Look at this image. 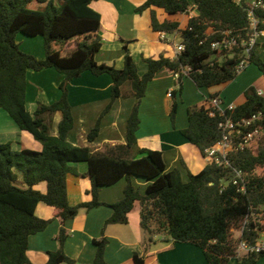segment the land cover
Wrapping results in <instances>:
<instances>
[{
	"label": "trees",
	"instance_id": "16d2710c",
	"mask_svg": "<svg viewBox=\"0 0 264 264\" xmlns=\"http://www.w3.org/2000/svg\"><path fill=\"white\" fill-rule=\"evenodd\" d=\"M31 1L0 0V108L42 145L36 151L15 150L9 142L0 143V264L29 263L30 237L44 231L52 220L35 215L36 206L41 202L55 209L61 224L57 236L59 249L48 252L45 264H74L63 252L68 236L65 223L77 215L80 207L103 205L98 197L100 189L122 179L127 182L124 196L109 205L112 214L105 224L127 223L129 212L139 205L146 245L158 237L174 243H190L202 250L208 264H228L232 258H237L238 264H255L263 257L264 250L240 254L239 248L242 242L254 247L264 236V224L259 222L264 217V138L254 151L243 149L230 153V166L210 162L183 181L178 169L167 171L160 151L138 148L136 131L140 122L139 101L145 95L147 84L161 70L179 74L180 84L187 76L197 88L233 81L239 74L241 61L246 66L255 65L264 77V59L256 53L259 44H254L247 53L243 45L253 33L250 11L257 21L256 30L264 32V0H255L262 3L257 7L249 0H146L136 8L137 12L155 7L169 15H178L194 8L198 14L180 29L178 21H159L156 12L151 10L153 30L180 33L184 49L174 59L146 58L148 70L142 76L138 75L126 45L122 69L95 61L102 45L98 33L101 16L90 6L96 0H59L57 4L55 0H41L44 5L40 8H32ZM18 34L42 37L44 59L23 52L16 41ZM230 38L236 42L230 49L212 48V43ZM186 67L189 71L184 74ZM45 68H54L64 75L59 84L61 95L51 104L38 103L30 113L26 106L27 71ZM84 72L111 77V98L105 112L122 95V86L129 84L137 101L127 119L125 145L94 152L67 140L74 126L68 86ZM178 90L181 91V85ZM244 97L245 101L225 116L237 121L260 114L257 125L264 130V95L249 86ZM209 110L203 105L188 107V126L181 130L203 155L206 148L222 138L219 123L224 117L218 113L210 116ZM57 112L61 119L57 135L53 136L51 128ZM175 112L176 103H173L172 120ZM98 133L96 125L87 134L88 141L92 142ZM137 154L143 156L136 158ZM72 162L88 164L86 175L91 180L92 195L91 201L74 206L68 202L66 187ZM235 170L240 171V177H236ZM17 172L22 176L21 182ZM134 177L148 181L144 193L134 186ZM41 182L46 184L45 193L33 188ZM95 244L92 264H107L106 239L101 238ZM134 261L143 264L136 254Z\"/></svg>",
	"mask_w": 264,
	"mask_h": 264
},
{
	"label": "crops",
	"instance_id": "0c3cea01",
	"mask_svg": "<svg viewBox=\"0 0 264 264\" xmlns=\"http://www.w3.org/2000/svg\"><path fill=\"white\" fill-rule=\"evenodd\" d=\"M145 1L96 0L90 4L101 16L98 33L102 45L95 55L98 64L122 69L126 45L136 64L138 75L142 76L148 70L146 58L164 56L174 59L178 55L176 46L182 40L180 33L154 31L151 26V10L156 12L159 21H178L180 29L186 27L190 17L198 14L197 10L191 8L187 13L169 15L162 9L153 7L137 12L136 8ZM249 1L252 4L255 0ZM25 38L21 34L16 37L20 49L38 59H44L42 37ZM256 43L259 44L256 53L264 59V32H259ZM256 68L247 65L239 72L237 79L210 91L219 96L225 105L235 106L245 101L244 91L249 86H254L264 95V77ZM63 78L64 75L54 68L28 70L27 110L33 113L38 103L51 104L58 100L61 95L59 84ZM180 85L181 91L178 90ZM111 86L112 79L108 74L95 76L90 72H84L69 83L68 101L74 126L68 133L67 140L72 145L89 147L94 152H105L126 144V123L137 99L131 94L129 84L125 83L122 86V95L116 98L105 112L110 103ZM210 91L207 88H197L187 76L182 78L180 84L171 71L161 70L147 84L145 95L138 104V148L160 151L167 171L178 169L183 181L188 180L189 174L199 173L210 163L199 148L181 133V130L188 126V107L207 106L211 98ZM173 103H176L174 120L171 119ZM60 119L61 114L57 112L51 128L53 136L57 135ZM96 125L99 127L98 136L89 142L87 134ZM7 142L11 143L15 150L42 149L39 141L30 133L21 130L9 114L0 108V143ZM141 156L143 154H137L136 158ZM70 166L72 172L68 173L66 178L69 204L74 206L91 201V180L86 175L88 164L72 162ZM17 175L18 181L21 182V174L17 172ZM132 182L141 193L145 192L149 184L148 181L137 177H134ZM126 183V180L122 179L111 186L102 187L98 197L103 205L93 208L80 207L77 215L65 223L68 236L63 245V252L74 260V264H92L97 249L95 241L101 238L106 239L104 259L107 264H135V254L143 260V264H208L202 250L190 243H174L166 237H158L150 245H146L145 233L140 225L139 205L129 212L127 223L105 224L112 214L109 205L123 198ZM33 188L41 193L47 190L44 182ZM35 215L52 220L44 231L30 237L28 264H45L48 252L59 249L57 236L61 224L55 216V209L42 202L36 206ZM260 243L264 242L261 240ZM230 263L238 264V259L232 258L228 264ZM255 264H259V260Z\"/></svg>",
	"mask_w": 264,
	"mask_h": 264
},
{
	"label": "built area",
	"instance_id": "2783aa9c",
	"mask_svg": "<svg viewBox=\"0 0 264 264\" xmlns=\"http://www.w3.org/2000/svg\"><path fill=\"white\" fill-rule=\"evenodd\" d=\"M261 2L254 1L252 6L257 7L261 6ZM249 18L251 21V28L253 29V33L251 34L248 41L243 43L246 45L245 52L247 53L250 48L255 44V39L259 34L257 31V21L254 18L252 12H249ZM236 42L233 38L223 39L219 42L212 43V48L216 50H224L230 49ZM184 49L182 43H179L176 46V52L179 54ZM246 65L244 61H241L238 65V71H242L245 69ZM189 71V68L186 67L184 69V74ZM175 78L178 79L179 74H174ZM259 95H262L261 91H258ZM171 96V93L168 94ZM209 110L210 116H215L216 113L224 117V119L219 123V128L222 131V138L217 141L213 146L205 149V157L210 160V162H214L217 165H226L230 166V161L228 159V155L232 152L243 150V149H251L255 150L257 148V144L260 139L264 138V130L260 129L257 125V121L260 120V114H254L250 118H242L240 120L234 121L230 117L225 116L227 111H233L236 107L233 104L225 105L222 99L219 96H215L209 99V105L206 106ZM236 177H240V171L235 170ZM234 184H237V181L234 180ZM241 190H244V187H240ZM264 224L263 221H259ZM264 250V243H258L254 247L247 246L244 242L240 244L239 253L244 254L249 251L259 252Z\"/></svg>",
	"mask_w": 264,
	"mask_h": 264
},
{
	"label": "rangeland",
	"instance_id": "374dc122",
	"mask_svg": "<svg viewBox=\"0 0 264 264\" xmlns=\"http://www.w3.org/2000/svg\"><path fill=\"white\" fill-rule=\"evenodd\" d=\"M55 2H57V0H55ZM44 5V3H42L41 2V0H32L31 1V7L32 8H40V7H42ZM21 35H23V34H21ZM24 37H26L25 39H35V38H40L41 39V37L40 36H37V37H28V36H25V35H23ZM251 65V67L252 68H256L255 67V65H253V64H250ZM249 66V65H248ZM257 69V68H256ZM244 72V71H243ZM259 72V71H258ZM239 75V74H238ZM238 75H237V77L235 78V79H237L238 78ZM225 85H227V83H224V84H219V85H214V86H211V87H208L207 89L210 91V90H212V89H214L215 87H222V86H225ZM211 92V91H210ZM209 95L211 96V95H213V93L211 92V93H209ZM263 221V218H259V221ZM262 241L264 242V237H263V239H262ZM231 264V263H230ZM259 264H264V256L263 257H261L260 259H259Z\"/></svg>",
	"mask_w": 264,
	"mask_h": 264
}]
</instances>
